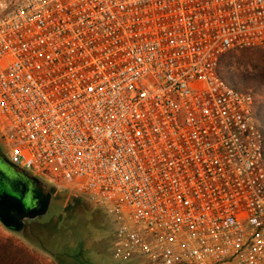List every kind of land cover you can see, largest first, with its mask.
<instances>
[{"label":"built area","instance_id":"obj_1","mask_svg":"<svg viewBox=\"0 0 264 264\" xmlns=\"http://www.w3.org/2000/svg\"><path fill=\"white\" fill-rule=\"evenodd\" d=\"M264 0H0V149L115 225L118 264H264V132L219 74Z\"/></svg>","mask_w":264,"mask_h":264},{"label":"rangeland","instance_id":"obj_2","mask_svg":"<svg viewBox=\"0 0 264 264\" xmlns=\"http://www.w3.org/2000/svg\"><path fill=\"white\" fill-rule=\"evenodd\" d=\"M258 58L264 59L263 50L230 51L222 57L219 70L223 76H233L235 78L236 90L254 94L257 101V113L264 132V79L255 78L249 67L251 63L259 65L260 61L257 60ZM49 187L53 196L48 212L38 218V220H35L38 225L36 228L40 230L42 224L62 215V213L63 216H66L65 210L69 208L70 204H73V206H76L75 222H70L69 225H76L79 236L76 242L83 241L85 248L96 258H99L97 254H101L100 259L97 258L96 260L97 264H118L112 256V244L116 228L112 218L103 209L86 199H84L85 202L90 204L91 208L85 210L83 205L72 201V196L78 194L71 190ZM66 218L64 217V220ZM11 244L14 247L11 248ZM0 247L11 258H16L22 264H55L48 253L36 247L27 239L25 231L12 232L4 227L1 222Z\"/></svg>","mask_w":264,"mask_h":264},{"label":"trees","instance_id":"obj_3","mask_svg":"<svg viewBox=\"0 0 264 264\" xmlns=\"http://www.w3.org/2000/svg\"><path fill=\"white\" fill-rule=\"evenodd\" d=\"M257 60L260 61V64L256 65V63H251L249 65L250 72L255 78L264 79V59L258 58ZM219 74L228 86L234 89L237 88L233 76H223L220 70ZM0 154L3 156L1 149ZM82 198V196L76 195L72 196L71 199L75 203L83 205L85 210H89L91 208L90 204L85 202V198ZM75 208L76 206L70 204L69 208L65 210L66 216H63L62 213V215L42 224L40 230L36 228L38 225L35 221L31 222L25 230L27 239L30 240L33 245L48 253L55 264H97L96 260L98 257L96 258L94 255L90 254L89 250L85 248L84 242H76L79 237L76 225H69L70 222H75ZM64 217L67 218L64 220ZM10 247L12 248L14 246L11 244ZM97 256H99L98 259H100L101 254H97ZM0 264L22 263H19L16 258H11L6 251L0 247Z\"/></svg>","mask_w":264,"mask_h":264},{"label":"water","instance_id":"obj_4","mask_svg":"<svg viewBox=\"0 0 264 264\" xmlns=\"http://www.w3.org/2000/svg\"><path fill=\"white\" fill-rule=\"evenodd\" d=\"M40 180L16 169L0 154V222L12 232H23L28 220L48 212L50 195L43 203Z\"/></svg>","mask_w":264,"mask_h":264},{"label":"flooded vegetation","instance_id":"obj_5","mask_svg":"<svg viewBox=\"0 0 264 264\" xmlns=\"http://www.w3.org/2000/svg\"><path fill=\"white\" fill-rule=\"evenodd\" d=\"M38 187H39V189H40V191H41V193H42V197H41V202L39 203V205L41 204V203H43L50 195H52V192L50 191V187L47 185V184H45L44 182H41L40 181V183L38 184ZM53 196V195H52ZM52 196H50V199L52 198ZM38 220V219H37ZM31 222H33V221H31V220H28L26 223H25V226H24V231H25V229H26V227L31 223ZM23 231V232H24Z\"/></svg>","mask_w":264,"mask_h":264}]
</instances>
